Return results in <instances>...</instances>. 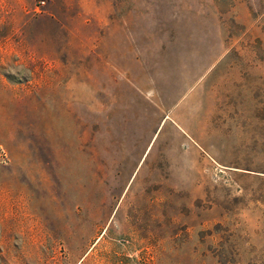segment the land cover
I'll use <instances>...</instances> for the list:
<instances>
[{"label":"rangeland","instance_id":"obj_1","mask_svg":"<svg viewBox=\"0 0 264 264\" xmlns=\"http://www.w3.org/2000/svg\"><path fill=\"white\" fill-rule=\"evenodd\" d=\"M0 264H264V0H0Z\"/></svg>","mask_w":264,"mask_h":264}]
</instances>
